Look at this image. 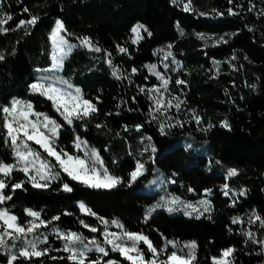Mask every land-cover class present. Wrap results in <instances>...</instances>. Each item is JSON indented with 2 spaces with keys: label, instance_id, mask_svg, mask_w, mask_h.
<instances>
[{
  "label": "trees",
  "instance_id": "obj_1",
  "mask_svg": "<svg viewBox=\"0 0 264 264\" xmlns=\"http://www.w3.org/2000/svg\"><path fill=\"white\" fill-rule=\"evenodd\" d=\"M193 4L199 11H210L214 7L222 9L225 0H193ZM2 6L23 19L29 17L21 11V6L28 7L31 12L39 14L41 20L29 30L30 35H26L23 30L9 35L0 34V49L6 53L16 49L14 54L8 55L6 61H0V106L8 103L13 97L32 100L35 110L53 115L66 125L60 130L58 143L72 153H77L79 150L73 147L72 140L75 134H81L91 146L101 151L107 166L117 175L126 176L134 167L137 158L148 161L151 154L155 160V163L148 161L147 170L131 187L118 186L112 190H98L72 182L74 191L67 193L57 190L59 182H54L49 189H35L31 184H27V191L17 189L13 192L11 188L7 189L13 199L4 206L15 205L14 211L20 221L27 215L23 211L24 208L43 209L41 219L50 220L52 216L59 215L60 219L52 221V225L62 230L82 232L90 238L95 234L84 228L79 221L83 219L100 231L103 225L95 217L80 211L78 201H84L105 219H119L130 231L151 233L150 238H153L154 242L164 243L161 232L169 239H195L198 244L197 258L202 264H211L210 257L229 244L237 248L234 254L235 264H264V251L261 246L251 243L245 245L240 231L248 227L256 231L259 225L230 223L233 215L239 214L246 221V213L253 207L264 209V19L250 14L244 20L230 18L229 23L216 22L212 21L211 17L184 12L182 7L172 4L171 0H4ZM57 16L65 19L69 31L76 35H91L103 47L112 50L117 42L129 47L130 56L114 52L113 59L126 73L130 72L133 66L139 69L132 75V82L129 83L127 78L117 80L111 74L110 67L102 60L95 62L93 53L87 49H75L65 59V67L60 74L74 86L80 87L86 98H92L99 109L96 118L88 124L87 131L83 126L76 127L82 124L81 121L67 125L47 97L28 90L35 77L41 75L36 69L48 68L51 64L48 55L51 51L48 33ZM178 20L182 21L184 36L180 35L176 27ZM137 21L146 23L153 36L145 37L133 45L129 30ZM245 22L254 30L250 32L248 28L243 27ZM237 25L241 26L242 32L233 37L230 44L215 43L213 32L230 33L237 30ZM194 32H206L208 38L200 40ZM72 39L75 42V37ZM168 43L173 44L172 51L176 58L181 60L182 67L179 75L176 72H167V75L187 80L184 86L170 83L173 94H181L182 87L181 98L185 99L187 104L182 105L179 113L174 108L170 109L168 115H179L180 119H184L186 114L189 117L191 115L188 108H195L204 120L200 125L191 121L185 123L183 128L173 127L170 134L161 135L157 123L150 122L147 115L151 102L137 89L139 86L159 85L160 82L144 65L156 63L161 72H166L162 63V49L166 50ZM233 51L239 54L235 63L244 65L239 71L227 65ZM244 55L249 59L244 60ZM212 57L223 61L220 73L216 76L209 71L212 69ZM89 68L92 70L89 71ZM257 76L262 79L258 82L256 91L245 87V80L253 82ZM97 94L102 97L100 101L95 100ZM134 95L138 97L135 101L131 99ZM120 98L127 103H122L120 108H116ZM107 113L112 114L109 116ZM225 115L231 125L227 129L219 123ZM161 119H164L165 123L168 122L164 117ZM208 122L214 126L207 132L201 131ZM98 123L102 125L99 129L95 126ZM135 123L145 124L141 131L153 137L156 153H151L149 149V152L140 157L147 141L141 142L140 134L135 131L125 133L122 129L124 124ZM117 132L120 133L119 136L116 135ZM5 136L3 113L0 112V159L11 162V147L10 144H5ZM29 143L34 150L40 151L43 156L47 155L39 145ZM188 144L192 147L187 148ZM105 148L108 150L105 151ZM79 154L83 155L82 152ZM112 160L117 163L111 164ZM216 160L221 161L220 165L215 163ZM228 167H236L238 175L225 181ZM24 178L22 172H15L9 183ZM172 180L176 182L171 183ZM225 182L233 189L228 197L223 196L220 191V185ZM151 184L157 189L151 193L142 190V187ZM187 186L195 188L196 191L188 192ZM205 187L212 188L211 196L203 192ZM241 188L247 190V195H239L238 190ZM168 194L180 195L182 199L193 202L210 199L212 212L197 219L195 216H184L183 211L168 213L160 208L152 213V219L146 224L144 214L148 207ZM233 199L237 200L236 208L229 206ZM209 215L211 219H208ZM229 228L232 231H229ZM110 231H117L116 226L112 225ZM39 233L49 236L46 243L50 244L52 249L62 248L63 242L52 232L51 225L41 226L37 230V234ZM98 239L102 240L103 237L98 236ZM3 255L4 253L0 252V256ZM50 255L67 254L63 251H52ZM111 258L123 259L118 257V254H111ZM40 259H45V264H53L46 258ZM35 264H39V260H36Z\"/></svg>",
  "mask_w": 264,
  "mask_h": 264
},
{
  "label": "snow or ice",
  "instance_id": "obj_2",
  "mask_svg": "<svg viewBox=\"0 0 264 264\" xmlns=\"http://www.w3.org/2000/svg\"><path fill=\"white\" fill-rule=\"evenodd\" d=\"M4 0H0V34L9 35L17 30H23L26 35H30V29L40 22L41 17L30 11L28 7L21 6V11L28 15V19L18 18V14L3 8ZM171 3L182 7L184 12H190L200 17H211L212 21H223L224 23L231 22L232 19L244 20L247 15L254 14L255 16L264 19V0H225L223 8L214 7L210 11H199L194 7L193 0H171ZM14 25V26H13ZM176 27L181 36L185 35L182 21L176 22ZM243 27L248 28L251 32L254 29L249 28L247 22ZM237 30L217 34L213 32L212 38L215 39L217 45L230 44L233 37L241 34V26H236ZM131 44H138L145 37H152L153 32L146 23L137 21L130 27ZM198 39L205 40L208 38L206 32H194ZM218 36V38H216ZM75 37V42L73 41ZM264 37V33H262ZM48 40L51 43V51L48 53L51 64L48 68H38L36 71L41 73L35 77L32 83L29 84L28 90L33 93H38L40 96L47 97L52 102V107L59 113L60 117L66 121L67 125H73L74 121H81L82 124L76 125L77 128L83 126L87 131L88 124L92 119H95L99 109L97 103L92 98H86L85 93L80 87H76L73 83L66 79L60 72L64 70L65 59L70 56L75 49L84 48L93 53L95 62L106 63L111 74L117 80L127 78L129 83L132 82V75L136 74L139 69L135 66L131 67L130 72H125L118 63L113 59L114 52L131 55L129 47L117 42L114 49L103 47L99 41L88 34L76 35L69 31L68 25L61 16H57L48 33ZM207 47V45H205ZM173 44L168 43L166 50H163V68L166 72H161L156 63L144 65L160 82L159 85L152 84L149 86H139L138 92L143 93L149 104L147 115L150 122L157 123L158 131L161 135L170 134V129L173 127L183 128L185 123L195 121L200 125L204 117L197 112L195 108H188L190 117L186 114L184 119H180L179 115H168L169 110L174 108L177 113L182 109V105H186L187 101L181 98V94H173L170 89V83L175 86H184L187 83L186 79L174 78L167 75V72H176L178 75L182 67L181 60L176 58L173 51ZM15 48L11 52L6 53L0 49V61H6L8 55L14 54ZM95 54H100L96 56ZM207 55V53H206ZM238 53L233 51L232 55L227 60V65L239 71L244 65H237L235 61L238 59ZM171 58V60H169ZM244 60H248V56L244 55ZM212 69H209L213 76L219 75L220 65L223 61L211 58ZM92 69L89 68V71ZM43 73H50L43 75ZM146 80L147 77L145 76ZM262 77H255V81L248 82L245 80V87L251 91H256L259 86V81ZM233 86L235 82L233 81ZM227 94V89L225 90ZM167 94V95H166ZM102 97L97 94L96 101H100ZM133 101L137 100V96H132ZM243 99V97H241ZM122 103H127L123 98L116 104V108H120ZM135 109H129L132 111ZM0 112L3 113V127L6 130L5 144H10L11 155L13 160L7 162L0 159V252L4 255L0 256V264H35L39 260V264H45V259L51 260L53 264H202L197 258L198 244L195 239L180 241L178 239H169L164 233H160L164 243L154 242L151 233L145 234L143 231H130L119 219L107 220L103 215L97 212L84 201H78L79 209L87 215L95 217L103 225L102 231L96 226L86 223L81 219L79 223L84 228L90 229V232L95 234L91 237H86L82 232L73 230H62L52 221L60 219L59 215L52 216L50 220L41 219L43 209L35 210L32 207L23 209L26 213L23 221H20L15 213V205L12 207L4 206L6 202L13 199V195L6 190L11 188L13 192L17 189L27 191V184L35 189H49L54 182H59L57 190H62L67 193L74 191L72 182H79L89 188L98 190H112L118 186L131 187L139 177L147 170L146 164L148 161L155 163L153 156H148V161L142 158L135 159L134 167L127 173L126 176L115 174L112 169L107 166L105 159L101 155V151L90 145L87 139H84L81 134H75L72 140V145L77 150V153H72L64 146L58 143L61 136V128L66 127L53 115L46 112L37 111L33 107L32 100H25L19 97H13L8 103L0 106ZM107 113L106 115H111ZM31 117H35L32 119ZM164 117L167 123L164 122ZM174 121V123H173ZM223 128H230L228 117L225 115L219 121ZM97 129L101 128V124L95 125ZM106 126V125H103ZM214 125L208 122L206 127L201 128L203 132H207ZM144 123H135L133 125L124 124L122 129L125 133L135 131L140 134L141 142L147 141L143 151L140 152V157L149 149L151 153H156L157 149L153 144V137L145 135L141 130L144 129ZM116 135H120L119 132ZM39 145L46 156L38 150H34L32 144ZM191 148L192 145H186ZM108 149L105 148V151ZM80 152L83 155L79 154ZM131 155V153H129ZM116 160H112L111 164H116ZM215 163L220 165L221 161L216 160ZM209 170H211V161H209ZM15 172H22L24 179L16 180L9 183ZM63 174H66L64 176ZM175 175V173H173ZM238 169L236 167H228L226 169L225 181L228 178L236 177ZM172 180L171 183H175ZM188 192L196 191L195 188L187 186ZM220 191L223 196L228 197L233 191L228 182L220 185ZM241 197L247 195V190L241 188L238 190ZM264 191V189H262ZM203 192L211 196L212 188L205 187ZM230 207L238 206L237 200L233 199L230 202ZM163 208L168 213L183 211L184 216H195L199 219L205 213L212 212V200L204 198L197 202L192 200L182 199L180 195L168 194L162 196L155 204L148 207L144 214V222L147 224L152 219V213L157 209ZM71 215V213H67ZM247 220L241 215H233L230 219L232 225L247 223L249 226L258 224L259 227L253 231L252 227L241 229L243 243L245 245L254 244L260 245L264 251V209L258 210L253 207L249 213H246ZM31 218V219H29ZM211 215L208 219H211ZM44 225H51L52 232L56 234L57 239L61 240L62 248L52 249L51 245L46 243L49 241V236L43 233L37 234V230ZM112 225L116 226L117 231H110ZM232 231L231 228L228 229ZM159 232V229H157ZM259 233V235L257 234ZM31 236V238H29ZM102 236L103 239H98ZM143 245L144 247H141ZM171 245V249H169ZM55 251L59 253L63 251L67 255H50ZM237 248L235 245L229 244L218 250V253L210 257L211 264H235V256ZM111 254H118L117 258H111ZM94 257V258H93Z\"/></svg>",
  "mask_w": 264,
  "mask_h": 264
},
{
  "label": "rangeland",
  "instance_id": "obj_3",
  "mask_svg": "<svg viewBox=\"0 0 264 264\" xmlns=\"http://www.w3.org/2000/svg\"><path fill=\"white\" fill-rule=\"evenodd\" d=\"M156 189H157V187L155 185H153V184H151V185H145L144 187H142V190L144 192H147V193H151V192H153Z\"/></svg>",
  "mask_w": 264,
  "mask_h": 264
}]
</instances>
